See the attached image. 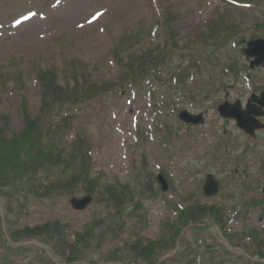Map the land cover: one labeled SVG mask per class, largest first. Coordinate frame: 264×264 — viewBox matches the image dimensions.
Here are the masks:
<instances>
[{"label":"rangeland","instance_id":"obj_1","mask_svg":"<svg viewBox=\"0 0 264 264\" xmlns=\"http://www.w3.org/2000/svg\"><path fill=\"white\" fill-rule=\"evenodd\" d=\"M236 1L239 5L227 0H0V128L10 137L18 133L24 110L37 115L48 93L54 117H49L51 127L47 123L41 128L42 136L54 142L62 158L78 160L73 171L51 185L45 186L46 170H38L33 178L39 195L11 186L16 180L13 170L0 171V252L28 254L23 263L29 264L38 262L29 257H44L47 264H76L64 256L65 250L77 251L78 244H71L76 241L74 233L100 221L92 230L95 236L88 230L82 234L87 242L82 243L80 262L204 264L205 244L225 242L236 263H248L255 254L253 264H264V131L253 141L236 133L232 122L222 125L215 115L223 96L222 56L232 55L234 60L244 39L264 37V0ZM31 11L37 14L22 21ZM152 52L159 60L160 78L137 67V79L145 89L137 106L128 104L133 82L122 78L125 65L131 61L139 66L135 58L143 54L148 58ZM221 53L225 54L220 57ZM240 60L243 65L245 58ZM172 70L181 73V82H174ZM184 72L189 74L185 80ZM234 76H224L228 87ZM11 79L16 82H7ZM90 84L100 95L89 99L85 94L82 103L83 94L77 90L83 92ZM61 88L73 98L55 92ZM148 90L155 97L151 104ZM243 93L242 98L247 95ZM163 100L169 115L154 116L155 103ZM181 109L204 112L206 123L176 127L178 115L172 113ZM151 121L154 126L175 124L178 142H167V128L157 139H149L145 130ZM138 122L143 127L137 132L139 143L131 135ZM226 131L233 135L227 138ZM172 165L174 183L162 193L156 176L162 167L171 172ZM88 172L101 186H125L128 201L121 209H115L106 189L98 195L93 192L94 200L84 211L72 208L70 198L87 193L84 187L89 183L83 180ZM208 173L221 182L213 197L202 191ZM172 191L187 200L185 205H201L191 221L193 208L184 222L177 221V233L173 225L177 198L168 194L174 195ZM217 211L223 223L218 224ZM197 217L199 222H194ZM54 221H60L69 236L49 239V247L43 246L42 235L31 239L24 232ZM225 228L230 231L228 239L223 236ZM248 235L257 236L260 243L248 241ZM142 238L133 251L130 244ZM58 245L60 250L55 249ZM198 252L203 253L200 259ZM0 264L19 262L0 254Z\"/></svg>","mask_w":264,"mask_h":264},{"label":"water","instance_id":"obj_2","mask_svg":"<svg viewBox=\"0 0 264 264\" xmlns=\"http://www.w3.org/2000/svg\"><path fill=\"white\" fill-rule=\"evenodd\" d=\"M253 49L255 51H253ZM245 52L248 55H256V62L257 64H260L262 62H264V41L261 39L258 40H254L249 42V47L248 49L245 50ZM262 103H264V98L261 101ZM221 112L223 113V115H230V116H234L236 118L239 119V124L247 129H252V125L249 123L248 119H247V114H249L248 112L245 113H234V114H228L227 108L225 106H221L220 107ZM187 119H190L189 117ZM197 121V120H195ZM163 182V188L166 189L167 186L165 185V182ZM204 190L206 192V194L210 195V194H215L218 191V184L215 181V179L209 175L208 179H207V183L204 186ZM89 201V199H85L82 203H78L77 205L79 206V208L84 207V205Z\"/></svg>","mask_w":264,"mask_h":264},{"label":"trees","instance_id":"obj_3","mask_svg":"<svg viewBox=\"0 0 264 264\" xmlns=\"http://www.w3.org/2000/svg\"><path fill=\"white\" fill-rule=\"evenodd\" d=\"M37 126V122L33 121L30 116L26 117L25 122V129L23 130V133L20 135L21 138L14 139V141L10 144H7L6 142L3 143V151L9 152L10 148L13 147L14 150L17 148H21L22 150H30V146L27 144L29 139L28 135L31 134V131L33 128ZM52 154V152H50ZM49 153H37L38 156H50ZM53 155V154H52ZM27 164H25V161H22V168H23V174L30 170L29 167H26Z\"/></svg>","mask_w":264,"mask_h":264}]
</instances>
